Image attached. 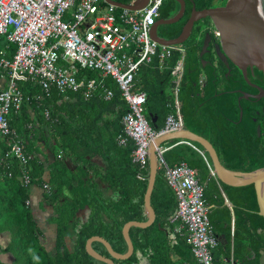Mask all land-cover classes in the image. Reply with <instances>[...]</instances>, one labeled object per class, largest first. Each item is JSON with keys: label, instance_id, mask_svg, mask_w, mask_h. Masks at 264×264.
I'll use <instances>...</instances> for the list:
<instances>
[{"label": "trees", "instance_id": "16d2710c", "mask_svg": "<svg viewBox=\"0 0 264 264\" xmlns=\"http://www.w3.org/2000/svg\"><path fill=\"white\" fill-rule=\"evenodd\" d=\"M114 1L132 4L135 0ZM215 1L194 0V6L196 4L198 10L205 9ZM192 10L193 4H190L184 18L169 26L173 38L180 36ZM178 11L174 0H166L160 18H168ZM205 36L203 27H198L192 39L182 46L185 71L178 101L185 127L209 140L226 168L238 172L264 168V133L258 135V117L245 103H239L240 94L226 79L224 64L211 57L210 66H203L200 54ZM7 45L3 40L0 50ZM9 47L7 57L12 59L16 46ZM181 58L180 52H173L161 65L156 57L153 64L141 68L136 80V90L148 96V119L157 117L156 124H152L157 131L164 128L169 115L177 112L176 102L167 97L166 85L176 88L173 71ZM7 79L8 73L0 68V91L5 88ZM106 84L114 90L111 101H105L100 92L85 100L79 93L60 94L55 89L47 94L30 79L18 82L24 103L21 111H12L8 120L31 158L32 184L41 188L45 184L50 186L46 199L54 207L57 234L56 253H50L43 244L44 231L38 225L33 207L27 204L31 188L23 184L19 163L7 159L8 147L4 141L0 174L8 194L0 193V228L12 235L16 264H106L87 253V241L94 236L102 237L116 252L124 254L128 250L124 226L131 221L148 220L145 195L149 170L142 172L134 163L133 141L120 145L118 139L124 134L122 121L129 106L116 84L109 80ZM182 141L167 143L171 149L164 154L166 162L170 166L186 162L196 171L205 187L206 203L217 207L210 215L214 229L218 228L221 233L225 228L226 240H234L236 264H260V252L264 250V218L259 215L254 186L233 188L222 184L214 179L199 152L179 146ZM193 144L204 150L200 144ZM205 156L211 163L209 155ZM46 165L50 171L49 181L45 179ZM220 186L235 206L234 232L231 210L225 205ZM152 205L157 214L156 222L147 229L133 227L130 233L135 252L130 259L115 260V263L198 264L186 238L176 232L172 223L178 201L163 169L159 170ZM87 208L89 217L84 223L79 213ZM219 232H216L218 238ZM229 244H220L214 252L216 264H223L222 256L226 260L231 258ZM94 248L110 257L103 244L94 243ZM250 255L257 258L248 260Z\"/></svg>", "mask_w": 264, "mask_h": 264}, {"label": "built area", "instance_id": "2783aa9c", "mask_svg": "<svg viewBox=\"0 0 264 264\" xmlns=\"http://www.w3.org/2000/svg\"><path fill=\"white\" fill-rule=\"evenodd\" d=\"M165 1L149 0L144 9L132 11L106 0H0V44L3 40L8 43L0 50V68L8 73L6 86L0 91V137L8 147L7 159L19 163L25 186L32 185L31 158L8 120L11 112L21 111L24 103L20 81L30 79L47 94L52 89L60 94L79 93L85 100L100 92L105 101L114 97L106 81L116 84L129 106L122 121L124 134L118 140L120 145L129 140L135 143L133 161L145 173L152 142L186 129L177 100L176 114L168 116L161 131L155 130L146 115L148 96L136 90L143 66L153 64L156 57L163 65L178 51L182 58L173 71L178 97L185 49L183 45L165 46L152 38ZM216 35L220 36L218 32ZM12 45L16 53L10 59L7 55ZM86 70L97 73V78H87L83 75ZM182 143L198 149L188 140ZM170 149H159V164L177 196L178 209L172 223L186 238L198 264H216L214 252L220 240L211 222V207L204 199L205 187L186 162L168 165L164 154ZM211 172L216 177L213 169ZM44 189L49 190V185ZM225 264H236L234 257Z\"/></svg>", "mask_w": 264, "mask_h": 264}, {"label": "water", "instance_id": "95a60500", "mask_svg": "<svg viewBox=\"0 0 264 264\" xmlns=\"http://www.w3.org/2000/svg\"><path fill=\"white\" fill-rule=\"evenodd\" d=\"M119 8L132 11L144 9L149 0H135L132 4H122L114 0H106ZM182 4L180 12L171 20L162 22L167 25H173L181 21L184 17L186 3L184 0H176ZM211 19L212 29L220 34V42L215 46L217 58L229 67V61L241 69L244 75H247L249 67L258 66L264 71V0H229L224 7L197 10L195 7L191 17L183 28L181 35L174 40H165L158 36L155 31L156 24L152 29V38L165 46L184 45L190 39L194 26L197 22L205 19ZM211 42V32H208L201 57L208 52ZM243 98H240V101ZM243 116V109L241 112ZM157 117L151 120L155 125ZM258 134L261 135V128H258ZM174 140H188L192 143H198L203 147V154L209 155L211 167L216 175V179L226 186L233 188L246 187L253 185L256 191L259 215L264 218V168L252 172H238L226 168L214 145L204 137L190 131L182 130L176 133H170L157 138L152 142L149 149V183L145 195V209L148 220L145 222L131 221L123 228V236L127 243L128 250L121 254L116 252L112 245L104 238L94 236L87 241V253L94 259L106 264H116L115 260H128L134 252L135 246L131 238V229L133 227L147 229L156 222L157 214L152 205V195L156 186L157 177L160 170L159 149L168 142ZM227 204L231 209L235 206L230 200ZM221 236L219 239H224ZM101 243L108 250L109 256L106 257L94 248V243ZM260 264H264V251L260 252ZM256 256H254L255 258Z\"/></svg>", "mask_w": 264, "mask_h": 264}, {"label": "flooded vegetation", "instance_id": "af4514ba", "mask_svg": "<svg viewBox=\"0 0 264 264\" xmlns=\"http://www.w3.org/2000/svg\"><path fill=\"white\" fill-rule=\"evenodd\" d=\"M174 1H175V3L178 4L179 11L176 14H173L172 16H170L168 18H164V17L159 18L156 22L155 31L157 32V34L160 38L165 39V40H174V39L178 38V37L173 38L172 37L173 35H170L168 29H169V26H171V25H167V24L162 23V22H166V21L173 19L180 12V10L182 8V4L176 0H174ZM228 1L229 0H217V1H215V3L211 7H207L205 9L224 7V6H226ZM184 2L186 3V9H185L184 16L187 14V11H188L190 4L191 5L193 4V9H194V7L197 9L196 4L194 6V0H184ZM205 9H200L199 11L205 10ZM191 14H192V12H191ZM190 17H191V15H190ZM190 17H189V19H190ZM188 20H187V22H188ZM198 27H203V32L206 36H207L208 32H211V42H210V45L208 48V52L204 56L201 57L202 62H203V66L205 68L210 66V63H211L210 58L211 57H213V58L217 59V61L221 62L217 58L216 51H215V46L220 42L219 41L220 38L217 37L216 31H214L212 29L211 19L208 18V19L202 20L200 22H197L194 26L193 33H192V35L188 41H190L192 39L194 31ZM206 36H205V39H206ZM205 39H204V43H205ZM204 43H203V46H204ZM202 50H203V48H202ZM221 63L224 64L223 62H221ZM224 66L227 69L226 79L228 80V82H230L231 87L235 88L234 91H236L240 94V98H243L241 101L239 98V103L240 104L245 103L246 107L248 109H251L252 111H254L255 114L257 115L258 121L260 124L259 127L261 128V135H259V134L258 135L262 136V132L264 133V71L261 70L258 66H254L253 68L249 67L247 70V75H244L243 71L241 69H239L231 61H229V67H227L225 64H224ZM243 114H244V109H243ZM54 235H56L55 231L51 230V232H50L51 239ZM254 256H256V257L254 258ZM254 256L251 257V255H250V256H248L247 259L248 260H250V259L254 260L257 258V255H254Z\"/></svg>", "mask_w": 264, "mask_h": 264}, {"label": "crops", "instance_id": "0c3cea01", "mask_svg": "<svg viewBox=\"0 0 264 264\" xmlns=\"http://www.w3.org/2000/svg\"><path fill=\"white\" fill-rule=\"evenodd\" d=\"M202 80L204 81V78ZM177 100H178V97L176 98V102H177ZM165 125H166V123H165ZM129 141H132V140H129ZM164 146L167 147V145H164ZM179 146H183L185 148L191 147L194 150H196L197 152H199L205 158V156L199 151L201 149H199L196 145L195 146L199 150L194 148V147H192V146H190V145L182 143V142L180 143ZM4 151H5V142H4L3 138L0 137V159H1ZM205 160H206V162L208 164V167H209V169L211 171V169H212L211 163L208 160L207 156H206ZM175 165H177V164H174L173 166H175ZM173 166H171V167H173ZM160 169H163V171L165 172L164 168L160 167ZM211 174H212V172H211ZM2 177L3 176L0 174V193L2 192L3 195H6V194H8V188H7L6 185H4L2 183ZM45 179L47 181L50 180V171L48 169V165H46ZM214 179H216V177H214ZM47 185H49V184H47ZM30 188H31V198L29 200L30 204H28V203L27 204L33 207V212L35 214V218L38 220V225L44 231L43 239H42L43 244L46 246L47 249H48V247H47L48 244H50V246L53 245V247L55 249L56 248V235H54V237L51 239L50 232H51V230H54L55 233L57 234V225L53 222L54 207L51 206L49 204L48 200L46 199L48 190H45L44 187L41 188V187L34 186L33 184L30 186ZM220 191L222 193V196L224 197L225 205L227 207H229L228 204H227V200L229 198L225 194V192H224V190L222 189L221 186H220ZM209 206L211 207V210L217 209L215 204H212V205H209ZM229 209L231 210V214H232V231L234 232V229H235V212H234V209H231L230 207H229ZM210 215H211V213H210ZM79 217L81 218L82 222L86 223L87 220H88V217H89L88 208L87 209H83L79 213ZM233 235H234V233H233ZM221 236H225V238L222 239V240L219 239L220 240V244L221 245H228V243H230L229 247L232 249L231 258L234 257L233 256L234 240L233 239L232 240L231 239L226 240L227 238H226V235H225V228H223V231L220 233L219 238ZM224 241H225V243H223ZM69 244L70 245L72 244L71 241L69 242ZM11 245H12V235H11V233L9 231L5 230V229H1L0 228V264H16V256H15V253H14L13 248L11 247ZM48 251L50 253H52V251L50 249H48ZM53 253H56V252L54 251ZM222 257H223V264H225L226 261H228V260H226L225 256H222Z\"/></svg>", "mask_w": 264, "mask_h": 264}, {"label": "rangeland", "instance_id": "374dc122", "mask_svg": "<svg viewBox=\"0 0 264 264\" xmlns=\"http://www.w3.org/2000/svg\"><path fill=\"white\" fill-rule=\"evenodd\" d=\"M85 76L87 78H92V79H96L97 78V73L95 72H92V71H89V70H86L85 71ZM166 94H167V97L170 99V100H174L176 102V89H174V87H172L171 85H166ZM215 231L216 232H219L220 230L218 228H215ZM54 237V236H53ZM52 237V238H53ZM48 249H50L52 252L55 251L53 245L50 246V244L47 245Z\"/></svg>", "mask_w": 264, "mask_h": 264}]
</instances>
